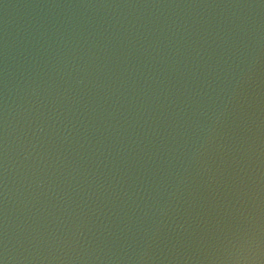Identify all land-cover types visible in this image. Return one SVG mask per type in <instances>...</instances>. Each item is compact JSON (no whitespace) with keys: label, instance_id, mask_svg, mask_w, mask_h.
Segmentation results:
<instances>
[{"label":"water","instance_id":"obj_1","mask_svg":"<svg viewBox=\"0 0 264 264\" xmlns=\"http://www.w3.org/2000/svg\"><path fill=\"white\" fill-rule=\"evenodd\" d=\"M0 264H264V0H0Z\"/></svg>","mask_w":264,"mask_h":264}]
</instances>
